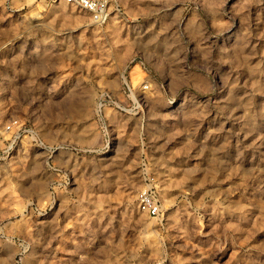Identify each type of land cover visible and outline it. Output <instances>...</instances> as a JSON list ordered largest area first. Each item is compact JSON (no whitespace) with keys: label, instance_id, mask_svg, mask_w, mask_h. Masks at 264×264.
<instances>
[{"label":"rangeland","instance_id":"1","mask_svg":"<svg viewBox=\"0 0 264 264\" xmlns=\"http://www.w3.org/2000/svg\"><path fill=\"white\" fill-rule=\"evenodd\" d=\"M103 1L0 0V264H264V0Z\"/></svg>","mask_w":264,"mask_h":264},{"label":"built area","instance_id":"2","mask_svg":"<svg viewBox=\"0 0 264 264\" xmlns=\"http://www.w3.org/2000/svg\"><path fill=\"white\" fill-rule=\"evenodd\" d=\"M68 4H76L80 8L88 12L93 20L99 22L106 15V3L103 0H62ZM19 124L16 120L9 122L5 126V132L12 134ZM137 208L140 212L148 216H157L159 213V205L154 197L147 191L143 190L137 194Z\"/></svg>","mask_w":264,"mask_h":264}]
</instances>
